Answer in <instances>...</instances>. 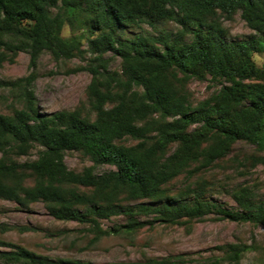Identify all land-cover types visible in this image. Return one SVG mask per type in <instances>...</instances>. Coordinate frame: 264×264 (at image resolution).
<instances>
[{
	"label": "trees",
	"instance_id": "trees-1",
	"mask_svg": "<svg viewBox=\"0 0 264 264\" xmlns=\"http://www.w3.org/2000/svg\"><path fill=\"white\" fill-rule=\"evenodd\" d=\"M237 14L254 35L230 37L224 21ZM169 22L177 32L146 28ZM67 26L80 33L64 36ZM20 52L33 69L44 52L57 61L89 53L82 69L92 80L86 103L47 113L38 107L35 71L0 79V90L19 92L11 113H0V199L24 208L42 203L57 220L92 224L96 239L135 234L143 217L192 227L218 215L264 227L257 187L235 186L231 208L214 200L215 183L203 175L242 142L256 148L247 165H264V66L254 60L264 52V0H0V68ZM114 58L119 70L110 68ZM192 80L220 88L196 104ZM68 152L93 165L70 169ZM99 166L111 169L98 174ZM113 216L127 223L103 231L99 220ZM7 245L15 250H0V261L37 263L33 253L0 240ZM250 248L221 246L215 264H240ZM184 261L179 254L106 264Z\"/></svg>",
	"mask_w": 264,
	"mask_h": 264
},
{
	"label": "rangeland",
	"instance_id": "rangeland-1",
	"mask_svg": "<svg viewBox=\"0 0 264 264\" xmlns=\"http://www.w3.org/2000/svg\"><path fill=\"white\" fill-rule=\"evenodd\" d=\"M224 25L232 38H246L255 34L239 14L232 21H224ZM146 28L153 33L177 32L179 29L174 22L162 24L155 30ZM79 33L73 32L67 26L63 35L72 36ZM90 56L91 54L85 53L84 58L57 61L50 53L44 52L38 59L36 69H33L30 66V55L20 52L13 56V62L7 61L0 68V79L15 81L35 71L37 78L34 91L41 111L52 113L74 109L87 102L86 90L92 75L82 68L87 65ZM254 60L258 66L263 67L264 52L255 53ZM120 67V59H112L110 68L119 70ZM188 88L193 102L197 104L216 92L220 85L210 80H192ZM18 94L16 88L0 90V113H11L13 107L18 105L15 103ZM125 143L129 145L136 142L126 140ZM255 153L256 148L253 145L238 143L228 157L203 174L215 183L214 200L231 208L237 207L229 192L241 184L257 187L259 195L264 196V165L252 167L247 165L245 160L247 156ZM36 156L37 151L32 154V158ZM66 163L70 169L76 171L93 165V162L80 152L66 153ZM110 169V166H99L96 172L103 174ZM183 180L181 177L176 185L183 186ZM142 220L145 223L135 234L103 235L96 239L92 224L57 220L49 215L42 203L24 208L14 202L0 199V240L28 250L37 259V263L0 261V264H106L163 259L179 254L185 256L184 264H215V260L223 256L221 246L226 244H245L251 247L243 255L240 264H264L262 226L237 223L221 219L218 215H209L196 221L192 227L170 226L156 221L154 217H143ZM99 223L103 231H108L127 223V218L113 216L101 219ZM0 250L11 251L15 248L7 245L0 247Z\"/></svg>",
	"mask_w": 264,
	"mask_h": 264
}]
</instances>
